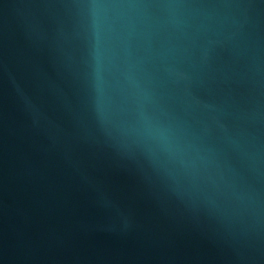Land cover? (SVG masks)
<instances>
[{"label":"water","instance_id":"95a60500","mask_svg":"<svg viewBox=\"0 0 264 264\" xmlns=\"http://www.w3.org/2000/svg\"><path fill=\"white\" fill-rule=\"evenodd\" d=\"M0 264H264V0H0Z\"/></svg>","mask_w":264,"mask_h":264}]
</instances>
